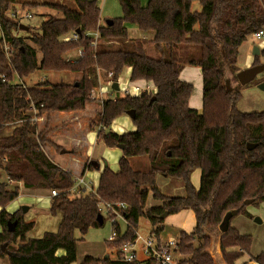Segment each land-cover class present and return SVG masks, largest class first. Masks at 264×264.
Segmentation results:
<instances>
[{"label":"trees","instance_id":"1","mask_svg":"<svg viewBox=\"0 0 264 264\" xmlns=\"http://www.w3.org/2000/svg\"><path fill=\"white\" fill-rule=\"evenodd\" d=\"M16 1L0 0V175L21 183L22 188L54 190L56 194L48 199V212L59 220L55 231L27 236L34 221H26L22 209H6L19 187L10 189L0 180V257L7 255V264H71L76 260L77 243L84 240L89 228L100 225L96 221L101 214L99 204L122 202L126 205L123 230L114 214L106 215L115 233L106 240V247L115 248V256H85L80 264H134L136 259L117 260L118 249L135 241L139 218L145 217L159 232L164 211H196L192 196L202 203L215 187L204 214L208 225L218 226L227 211L235 210L219 237L224 263L245 264L236 261L247 254L251 263L264 264V238L260 252L251 255V235L239 233L230 224L237 214L253 218L248 205L264 202V108L251 112L237 108L241 92L235 75L239 46L264 29V0H197L198 10L192 8L196 0H147L145 4L118 0L121 15L103 24L99 23L96 0H70L75 10L54 4L61 18L48 17L34 30L27 26L31 44L14 34L20 23L8 13ZM129 26L144 38L129 37ZM70 34L75 37L63 39ZM150 44L161 55H149ZM75 49L80 50L76 58L66 57ZM258 63L255 56L251 65ZM185 66L200 69V110L188 103L193 84L179 76ZM123 67L131 68L130 81H150L153 91L101 101L89 127L99 125L96 138L108 148L121 145V155L116 170L104 164L94 191L77 195L70 191L73 174L43 150L45 144L62 148L47 138L48 121L57 111L83 110L99 86V78L116 81ZM37 70L77 73L79 77L71 82L21 83ZM227 73L235 85L229 84ZM14 77L21 82H13ZM261 81L264 71L256 83ZM32 110L36 117L45 118L39 131L31 120ZM128 110L133 111V131L118 134L106 129ZM18 120L21 123L5 134V126ZM134 157L141 159L138 162L146 160L148 169L134 168ZM95 167L88 159L83 171ZM194 170H199V183L191 195ZM157 175L178 180L184 193H164L156 185ZM149 193L161 204L146 207ZM245 200L251 202L246 205ZM198 239L201 242L194 244V235L179 231L175 252L184 258L178 264H216L207 249L209 237ZM140 264L159 263L146 258Z\"/></svg>","mask_w":264,"mask_h":264},{"label":"rangeland","instance_id":"2","mask_svg":"<svg viewBox=\"0 0 264 264\" xmlns=\"http://www.w3.org/2000/svg\"><path fill=\"white\" fill-rule=\"evenodd\" d=\"M43 1L48 2V4H42ZM146 2L147 0H141V4H145ZM54 4L64 5L74 10L76 9L74 2L70 0H18L16 5L14 4L15 6L13 8L14 10H17L19 14L22 16L21 23L31 27V30H34L35 27H38L40 25L41 21H43L44 18L46 19L48 17H52V18L62 17L61 12H59L57 9L52 7V5ZM97 4L100 9L101 18L104 17L114 18L121 15V7L119 5L118 0H97ZM44 5H47L48 7H45ZM192 8L196 10L200 8V4L197 0L192 2ZM27 12L31 14L29 18L24 16V14ZM133 33H131V35H133ZM14 34L15 36L24 38L28 44H31L28 39L30 32H27V30L18 29L17 31L14 32ZM136 35L137 36L140 35L138 30ZM150 45H149L150 46L149 52L147 51L149 55L154 57L161 55L158 48H155L152 44ZM254 46H256L258 49L257 54L254 51ZM73 51L74 50L68 51L66 55ZM262 51H264V35L258 39H255L251 36L239 46L236 67L242 69L251 66V63L253 62L255 56H257L260 63L264 62V54L262 53ZM124 68L125 67H123L122 71L120 72L119 77L122 79V81L127 82L129 80L130 74ZM184 73L186 74L185 80L193 84V90L190 96L191 101L196 105H198L196 107H200L201 76L199 74V71L197 70V68L193 66H189L187 67L186 72L184 71ZM68 74L69 73L67 72H61V71L56 72V71L37 70L33 74L25 77L22 82L17 81V78L14 77L13 82H21L27 86H32L35 84H40L44 81H49L50 83H56L59 81L71 82L77 79V78H73V74L71 76ZM260 74H258L252 81L244 85L239 84L241 97L237 101L236 106L240 111L251 112V111H259L264 108V90L259 89L257 87L258 83H256V81L260 78ZM227 76L229 78L228 79L229 84L235 85V83L232 82V75L230 73H227ZM107 78H110V76L107 75ZM100 82H104V80H102L101 77L99 78V83ZM104 86H107V81L105 82ZM95 91L96 89L92 91L91 93L92 97L90 98V101L85 105V108L83 110H80L81 116L83 115L82 117L80 116V111H62V112L57 111L51 114L46 128H48L51 125L52 126L51 131H54L56 129L58 131H55L54 133L51 134L52 139L49 138L48 135L47 138H49L54 144L60 145L62 148L57 150V148H55L54 146H51L50 144H45L43 145V150L44 152L46 150L47 152L50 151L53 155L52 157H54L56 160H61L64 158L65 159L73 158L72 156L73 154L71 152L72 150L70 151L69 149L72 147L70 144L71 142H73V140L71 141V138L68 137L67 133H70V131H75L77 133L76 135L79 136L82 134L84 136V140L81 142L82 143L81 146H78L76 148V154H75V157L81 159L80 160L81 163L84 164L85 162H88V158H85L86 155H93V157L99 159L98 164L100 165V168H102L104 164H107L111 169L116 170L117 160L121 155L120 150L117 147L110 149L104 146L101 142H99V140L97 142L96 131L98 130V127L95 126L93 128H89L90 121L92 120L94 121L96 119V116L94 115L95 111L91 112L93 114L91 117H89V114L87 113L88 112L87 109L89 108L92 109L96 105V104L90 105V103L91 104L96 103L95 101L97 99L108 98L112 95L114 96V94H112L109 86H107V88L103 91L102 88L100 89V91L99 90L96 92ZM93 94L95 95L94 98H93ZM71 112L74 113L78 112L74 114V116H78V119H75L73 116H71L72 114ZM36 116H37L36 111H33L31 120L37 123L36 130L39 131L40 129L43 128L45 124V118L43 115H39L38 117ZM120 116L121 118H124L126 116L129 120L124 119L126 120L125 122H130L131 123L130 127L133 126L132 121L127 114H122ZM70 117L74 119L71 121ZM118 117L115 118L117 121L120 120ZM77 120L80 121L81 129H84L83 131L77 130L75 128V126H78ZM19 123H21V121L18 120L14 123L7 124L5 126L4 133L9 134L13 126ZM54 124L56 125L55 128H54ZM106 129L114 132L113 125H109ZM129 131L131 130H127L126 132ZM138 160L141 159H138V157L131 158V163L133 164L134 168L142 169V170L148 169L149 166L146 160L144 161L142 160V162L140 161L138 162ZM98 172L99 171L97 169L93 168L90 171V173L82 174L84 181L90 182L93 188H96L97 186ZM78 174L79 173L73 174V177L78 176ZM0 180H5L10 189L13 188L15 185L19 187L17 197L6 205V209L9 212H11L15 209H21L22 206L26 207L25 211L23 213L21 212V215L22 214L24 215L26 221H31V220L34 221V226L31 229V231L28 232L27 236L40 237L46 231L56 230L59 217L50 215L48 212V199L50 196V193H48V191L44 190L46 192L45 195H38V193H34L35 191L22 188L21 183L18 182L15 183L10 180H7V178L3 173H1L0 175ZM198 183H199V170H194L190 176L189 192L191 195L192 192L197 189ZM161 189L164 193L167 194L182 195L184 193L181 183L176 179H168L167 185H165ZM148 201H152V198H149ZM192 202L196 203V205L199 207L200 213L192 209H183L177 213L165 215L163 218L164 224L162 223L164 227L161 230L162 232L160 234V237H162V239L164 237V240L168 238L177 240L179 231L183 230L186 233L195 236L194 244H196L201 242V240L198 239L199 236L207 235L209 237V243L207 249L210 252V254L213 256L216 264H225L221 256V252L219 250V241H217L219 236L218 235L219 229L217 228V226L215 227L209 226L205 220L204 214L206 213L208 204L206 205L199 203L197 200H195L193 196H192ZM205 205L207 206V208L204 209V207H206ZM248 207L250 208V211L253 213V218H248L242 214H237L232 218L231 222L232 224L237 225L239 232L251 235L252 241L250 245V251L252 253H257L262 248V239L264 235V210H263L264 208L262 205L261 206L248 205ZM101 214L103 215L104 218L102 224L97 227L89 228L84 236V240L79 242L78 258L82 257L83 252L89 253L90 256L93 257L94 256L104 257L105 255H109L110 257L115 256L116 249L115 248L109 249L106 247V240L112 233V228H111L112 220L109 219L108 216H106L107 214H104L103 212ZM255 217L259 218L261 221L260 222L254 221ZM117 223L119 224L120 229L123 230L125 225L124 221L122 219H117ZM153 228L154 227L150 225V223L145 217L139 218L136 229V234L138 237L134 243V249L136 251V258H135L136 261L134 264H139L141 261L147 258L146 254L143 252V239L149 236ZM247 260H248V255H244L243 258L237 259L236 263H241V261H243L245 262V264H251L250 261ZM0 264H7V255L0 257ZM71 264H78V259Z\"/></svg>","mask_w":264,"mask_h":264},{"label":"crops","instance_id":"3","mask_svg":"<svg viewBox=\"0 0 264 264\" xmlns=\"http://www.w3.org/2000/svg\"><path fill=\"white\" fill-rule=\"evenodd\" d=\"M97 1V0H96ZM18 2V0L16 1V3ZM16 3H15V5H16ZM42 4H48V2H46V1H43L42 2ZM14 5V6H15ZM45 7H48L47 5H44ZM45 19V18H44ZM108 19H111V18H108V17H104V18H101L100 17V20H99V23L100 24H103V23H106V20H108ZM42 22V21H41ZM136 28L135 27H133V26H129L128 27V35H129V37H138V38H142V35L140 34V35H136L137 34V29L135 30ZM134 32V33H133ZM131 33H133V35H131ZM73 36V34H70V35H68V37H72ZM78 56V49H76V50H74L73 52H70L69 54H67L66 55V57H68V58H76ZM187 67H189V66H185L181 71H180V74H179V76H180V78L181 79H183V80H185V78H186V74L184 73V71L186 72V69H187ZM194 67V66H193ZM195 68H197V70L199 71V74H200V69L198 68V67H195ZM126 71H128L129 72V74H130V72H131V68L130 67H125L124 68ZM243 69V68H242ZM239 70H240V68H239ZM69 75V74H68ZM71 76V75H70ZM130 76V75H129ZM79 77V74H77V73H73V78H78ZM186 81V80H185ZM116 82L118 83V89L117 90H114V89H111L110 87V89H111V92H112V94H114V96L112 95V96H110V97H108V98H113V97H115L116 95H120V96H122V95H124V94H126L125 92H123L122 90H120V86H122V85H126V86H130V85H139L141 88H153V85H152V83L150 82V81H144V80H136V81H130V80H128L127 82L126 81H122V79L118 76V79L116 80ZM105 85V82H100V84H99V86L96 88V91H100V89L102 88V91L103 90H105L106 88H107V86H104ZM108 90V89H107ZM95 91V92H96ZM106 92H109V91H106ZM123 92V93H122ZM103 93V92H102ZM96 94V93H95ZM94 94H93V98H94ZM103 99H105V98H99V99H97L95 102L96 103H93V104H91L90 103V105H95L92 109L91 108H89V109H87V113L89 114V117H91L93 114L91 113L92 111H95V116H96V114H97V112L99 111V109H100V103H101V101L103 100ZM189 105L191 106V107H193V108H196V109H198V110H200V108H201V105H200V107H196V106H198V105H196L195 103H193L192 101H191V97L189 98ZM72 114H71V116H73L75 119H78V116H74V114L75 113H78V112H71ZM69 115V114H68ZM78 115V114H77ZM80 116H81V111H80ZM83 116V115H82ZM81 116V117H82ZM74 118H71L70 117V120L72 121ZM120 120L119 121H117L116 119H114L112 122H111V124L110 125H113V130H114V132H116V133H118V134H120V133H124V132H126L127 130H131V131H133L134 130V125L132 126V127H130V125H131V123L130 122H125L126 120H124V119H127V120H129L126 116L124 117V118H121V116L120 117H118ZM131 119V118H130ZM115 121H116V123H115ZM90 122H93V120L92 121H90ZM130 123V124H129ZM90 124V123H89ZM133 124V123H132ZM77 125L78 126H75V128L77 129V130H80V131H83L84 129H81V123H80V121L79 120H77ZM56 127V125L54 124V128ZM96 127H100L99 125H97ZM49 134H48V137L49 138H51L52 139V137H51V134L52 133H54L55 131H58L57 129L56 130H54V131H51L52 130V126L50 125L49 127ZM90 128V127H89ZM93 128V127H92ZM133 130H132V129ZM67 133V132H66ZM71 133V134H70ZM70 133H67V135H68V137H70L71 138V141L73 140V142H71V148H69L70 149V151L72 152V156H73V158H67V159H61V160H56L54 157H52L53 155H52V153L50 152V151H48L47 152V150L45 151V153H46V155L53 161V162H55L57 165H59L61 168H63V169H65V170H67V171H70L71 173H73V174H76V173H79L78 175H82V174H85V173H90V171L92 170H85V171H83V167H84V164L83 163H81L80 162V160L81 159H79V158H77V157H75V154H76V148L78 147V146H81V142L84 140V136L81 134V135H76L77 133L75 132V131H70ZM96 140H97V142H98V139L96 138ZM97 142H95V143H97ZM100 142V141H99ZM111 149V148H110ZM85 158H88V159H91L92 160V162H93V165H95L96 167H95V169H97L99 172H98V176H97V182H98V177H99V173H100V171H101V168H100V165L98 164V161H99V159L98 158H95V157H93V155H86L85 156ZM105 162V161H104ZM104 166V165H103ZM101 167H102V165H101ZM100 168V169H99ZM167 183H168V179L167 178H165V177H163V176H161V175H157L156 176V185L161 189L162 187H164L165 185H167ZM89 185H90V187H92V191H94L95 190V188H93V186H92V184L89 182ZM31 191H35L34 193H38V195H45V191L44 190H39V189H37V190H31ZM87 192V191H86ZM215 192H216V188L214 187V188H212V190H210V192L208 193V196H207V198H206V200L204 201V202H202V204H208V202L213 198V196L215 195ZM149 198H152L151 197V193H149L148 194V198H147V201H146V207H150V206H158V205H160L161 204V202L160 201H158V200H154V199H152V201H148L149 200ZM200 203V202H199ZM205 205V206H206ZM263 206V208H264V202H261V203H259L257 206ZM205 208H207V206L206 207H204V209ZM208 208H209V205H208ZM207 208V209H208ZM207 209H206V211H207ZM247 210L253 215V213L250 211V208L249 207H247ZM264 210V209H263ZM196 212H198V213H200V209H199V207L196 205ZM197 213V214H198ZM206 220V219H205ZM124 224H125V222H124ZM164 224V223H163ZM163 224H162V227H164L163 226ZM230 224H231V226L232 227H234L238 232H239V229H238V227H237V225H234V224H232V222H230ZM161 232L162 231H159V235L161 234ZM239 233H241V232H239ZM220 232H218V235L220 236ZM241 234H245V233H241ZM137 235V234H136ZM219 236H218V240L217 241H219ZM161 239H162V237H160ZM263 238H264V235H263ZM137 240V239H136ZM162 240H164V237H163V239ZM262 244H263V239H262ZM78 245H79V242L77 243V247H76V260L78 259V264H80V262L82 261V259L85 257V256H90V254L89 253H86V252H83V255H82V257H80V258H78ZM262 249V248H261ZM260 252V251H259ZM249 253L251 254V255H255V254H257V253H252L250 250H249ZM244 255H247V254H244ZM244 255L241 257V258H243L244 257ZM93 257V256H92ZM95 258H101L100 256L99 257H96V256H94ZM176 258H178V259H183L184 258V256H181V255H178ZM246 258H247V256H246ZM248 261V260H247ZM241 262H243V261H241ZM251 263V262H250ZM140 264V263H139ZM251 264H256V263H251Z\"/></svg>","mask_w":264,"mask_h":264},{"label":"built area","instance_id":"4","mask_svg":"<svg viewBox=\"0 0 264 264\" xmlns=\"http://www.w3.org/2000/svg\"><path fill=\"white\" fill-rule=\"evenodd\" d=\"M9 12L10 13H8V15L11 18L21 23L22 16L19 14L17 10H11ZM24 16L29 18L31 14L27 12L24 14ZM263 35H264V29H261L253 33L252 37L255 39H258ZM93 36L96 37L97 32H94ZM0 37H1V34H0ZM72 37H75V35H73ZM69 38L70 37L66 36L63 39L68 40ZM142 38H144L143 35H142ZM5 48H7L6 45H5ZM79 53H80V50L78 49V54ZM110 75L111 74L108 73V76ZM112 82H113L112 80H108L107 86L111 88ZM120 90H122L126 94L137 96L142 91H146V92L153 91V88H146V87L141 88L139 85H130V86L122 85L120 86ZM91 97H92V94H91ZM72 182H73V185L70 188V191L72 193L79 195V193H82L84 191L85 192L92 191V187H90L89 182H85L82 175L74 176L72 179ZM55 194L56 192L54 190L50 191V196L55 195ZM125 208H126V205L122 202H117L115 204H110V203H100L99 204V209L101 213L103 212L104 214H110V213L114 214L115 218L113 219L116 221L117 219H122L124 221L123 211ZM158 233L159 232H157L153 228L149 236L143 239V252L146 254L147 258H152L155 261H157L159 264H178V261H180L181 259L176 258V256L179 255L175 252L176 243H177L176 239L174 240L172 238H168V239L162 240ZM114 235L115 233L112 232L111 235L108 237V239H112ZM137 237L138 236L136 235V239ZM135 241L133 243L126 242L121 245V247L118 249L119 256L117 260L122 261V262H131L136 258V251L134 249Z\"/></svg>","mask_w":264,"mask_h":264},{"label":"water","instance_id":"5","mask_svg":"<svg viewBox=\"0 0 264 264\" xmlns=\"http://www.w3.org/2000/svg\"><path fill=\"white\" fill-rule=\"evenodd\" d=\"M110 22H111L110 19L106 20V23H110ZM27 28H28L27 25H24V24H22V23L19 24V29L27 30ZM76 31H78V30H76ZM254 51H255L256 54L258 53V49H257L256 46H254ZM263 71H264V62H262V63H258V64H254V65H251V66H249V67H246V68L240 69V70H238V71L236 72L235 75H236V78H237L239 84L244 85V84H246V83L252 81V80H253L258 74L262 73ZM257 87H258L259 89H261V90H264V81L259 82V83L257 84ZM111 89H114V90H117V89H118V83H117L116 81H113V82L111 83ZM126 114H127L130 118L133 117V111H132V110H128V111H126ZM248 146H250V145H248ZM121 147H122L121 145L118 146V148H121ZM61 151H63V150H61ZM250 202H251V200H245L244 203H245L246 205H248ZM21 209H22V212H24L25 209H26V207H25V206H22ZM234 214H235V210L227 211V212L224 214V216H223L221 222H220L219 225L217 226V228L219 229V231H220L221 233L224 232V231L226 230L227 225H228V221H229L230 217H231L232 215H234ZM165 215H167V211H164V212L161 214L160 217H161V218H164ZM96 221H97L100 225L102 224V216H101L100 213L97 215V217H96ZM254 221H256V222H260L261 220H260L259 218L255 217V218H254ZM11 225H12V224H9V229H11ZM2 249H3V247H2ZM106 256H107V255H105V257H106Z\"/></svg>","mask_w":264,"mask_h":264}]
</instances>
